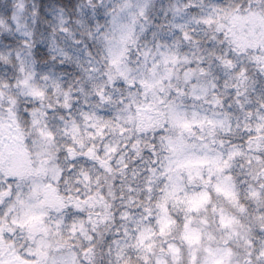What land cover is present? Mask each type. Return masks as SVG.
Listing matches in <instances>:
<instances>
[{"label":"snow or ice","instance_id":"6c2138e0","mask_svg":"<svg viewBox=\"0 0 264 264\" xmlns=\"http://www.w3.org/2000/svg\"><path fill=\"white\" fill-rule=\"evenodd\" d=\"M0 264H264V0H0Z\"/></svg>","mask_w":264,"mask_h":264},{"label":"trees","instance_id":"16d2710c","mask_svg":"<svg viewBox=\"0 0 264 264\" xmlns=\"http://www.w3.org/2000/svg\"><path fill=\"white\" fill-rule=\"evenodd\" d=\"M67 70H68V71H71V68H68Z\"/></svg>","mask_w":264,"mask_h":264}]
</instances>
